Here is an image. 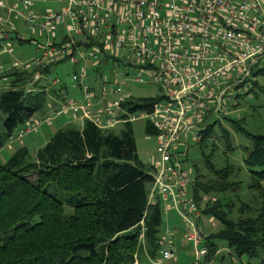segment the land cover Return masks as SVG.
Instances as JSON below:
<instances>
[{
    "label": "built area",
    "instance_id": "obj_1",
    "mask_svg": "<svg viewBox=\"0 0 264 264\" xmlns=\"http://www.w3.org/2000/svg\"><path fill=\"white\" fill-rule=\"evenodd\" d=\"M36 1L0 0V39L13 29L9 17L19 16L31 36L45 35L43 43L32 39L39 57L12 69L38 68L25 90L53 88L58 96L48 94L43 113L28 118L15 137L68 113L102 130L147 120L158 156L151 164L147 203H159L164 214L174 210L186 241L202 244L194 252L197 261L207 256L197 223L204 215L190 191L193 168L183 158L190 143L199 142L208 118L230 113L251 89L246 62L264 58V0H52L62 4L38 13ZM65 60L74 67L76 97L41 72ZM129 78L155 86L159 96L148 102L134 98L124 88ZM165 227L157 239L160 257L148 259L151 264L174 259L175 230Z\"/></svg>",
    "mask_w": 264,
    "mask_h": 264
},
{
    "label": "trees",
    "instance_id": "obj_2",
    "mask_svg": "<svg viewBox=\"0 0 264 264\" xmlns=\"http://www.w3.org/2000/svg\"><path fill=\"white\" fill-rule=\"evenodd\" d=\"M50 65L41 70L48 78ZM36 70L7 73L8 87L0 93V148L28 118L43 113L48 94L58 96L53 88L25 90ZM253 74H264V66ZM231 123L252 142L243 159L250 177L247 192L234 178L233 164L215 169L206 157L211 176L195 168L192 196L199 208L203 203L202 214L218 222L205 236L207 255L215 254L221 240L237 256L260 258L264 135L244 131L237 120ZM129 124L119 133L87 120L81 128L68 125L31 154L21 146L0 163V264H139L144 252L156 254L162 212L159 203H147L152 167L139 160ZM212 127L205 125L196 144ZM145 131L154 134L148 124Z\"/></svg>",
    "mask_w": 264,
    "mask_h": 264
},
{
    "label": "rangeland",
    "instance_id": "obj_3",
    "mask_svg": "<svg viewBox=\"0 0 264 264\" xmlns=\"http://www.w3.org/2000/svg\"><path fill=\"white\" fill-rule=\"evenodd\" d=\"M61 4L62 3L52 0H40L34 2L33 10L38 13L46 8H59ZM19 8L21 7L19 6ZM0 16H4L1 9ZM9 19L13 28L6 29L9 38L0 39V93L8 87L10 77L7 73L12 69V64L21 66L30 63L39 57L40 52L37 50V43L33 42L32 39L38 43H43L45 41V35L31 36L30 32L26 29L22 16H19L16 19L9 17ZM59 30L60 28L58 27L56 29L58 34ZM73 69V64L69 61L65 60L63 62H58L50 65L49 77L50 79L58 80L57 85L63 84L69 96L76 97L79 94L73 87L74 82L71 79ZM251 76V83L255 82V85H252V89L246 94H241L236 99L237 103L235 106H232L230 113L210 116L208 123H213L211 134L203 138L199 144L190 143L182 163L184 166H192L193 173L196 168L197 173L200 172L201 174H207L208 176H211V174L208 173L209 169L205 166L206 157H208L209 162L215 169H220L228 164H233L236 173L234 178L240 180V188L243 193L244 191L247 192V184L250 181L248 170L244 165L243 159L247 154V150L251 147L252 142L242 131L232 127L231 120H237L244 131L250 134L264 135V110L261 108V105L264 104V74L254 75L252 72ZM124 88L136 99L157 98L159 96V92L155 86L140 84L130 78L127 80V86H124ZM246 89L247 86L244 84L241 87V90L243 92ZM82 124L83 123L80 119H72L70 113H68L55 119H51L47 124L42 122L36 130L24 132L21 138L18 139L15 136L22 128V126H20L15 132H13L12 137H15V139L10 142H5L0 148V163H4L16 151V149L21 146H24L31 154L35 149L43 146L57 130L68 125L75 128H81ZM147 124V120L142 119L130 123L129 125L134 137L138 158L143 164L149 165L152 160H157L158 156L156 154L155 136L153 134H148L145 131ZM124 127L125 124L118 123L110 128V130L113 133H119ZM261 183L263 185L262 188L264 189V181ZM251 193L252 191H250V194ZM208 195L214 196L212 194ZM202 206L203 203L201 202L200 208H202ZM205 219L207 220L208 217L202 216L197 221L204 237L218 228L217 221L212 219L211 221L215 226L211 227L204 224ZM163 221L164 213H162L161 231L162 228L166 229ZM166 221L169 225L177 227L176 232L171 230V237L174 243V259L163 260L161 264H264V252L261 253L260 258H248L245 254L237 256L233 250L221 240H216L217 249L215 254H209L208 251L207 257L202 256L197 261L194 252L199 249L202 244L196 247L192 242L186 241L184 236H182L183 222L173 211L166 215ZM144 256L148 259L154 258L145 253ZM144 256L140 259L137 258V262L139 264H151L146 261ZM156 256L160 257L158 253Z\"/></svg>",
    "mask_w": 264,
    "mask_h": 264
},
{
    "label": "crops",
    "instance_id": "obj_4",
    "mask_svg": "<svg viewBox=\"0 0 264 264\" xmlns=\"http://www.w3.org/2000/svg\"><path fill=\"white\" fill-rule=\"evenodd\" d=\"M264 61V58H260V59H255V61L254 60H249L248 62H246V69H247V71H248V74H249V76H250V78L252 77L251 75H252V72H254L256 69H260L261 67H263L264 65H263V62ZM254 62V63H253ZM252 79V78H251ZM254 83V82H253ZM251 85H252V83H251ZM60 86V85H59ZM251 88H252V86H251ZM236 101H235V103L233 104L234 106L236 105ZM63 115H65V114H63ZM60 116V115H59ZM57 118V117H56ZM71 118L72 119H74L72 116H71ZM210 118V117H209ZM209 118H208V120H209ZM208 120H207V123H208ZM82 121V123H83V120H81ZM206 123V124H207ZM152 162H153V160L151 161V164H152ZM151 164H149L150 166H151ZM262 187H263V185H262ZM192 188H190V191H191V193H192V190H191ZM171 211H173L174 213H175V211L174 210H170V211H168L166 214H164V221H163V223H164V227L165 226H168V227H170V228H173L174 230H175V232L177 231V227L176 226H173V225H169L168 223H167V221H166V215L169 213V212H171ZM176 214V213H175ZM177 215V214H176ZM178 216V215H177ZM205 216V215H204ZM179 218V217H178ZM206 226H211L212 227V225H210V223H208V221L205 219V223H204ZM163 229V228H162ZM146 258V257H145ZM147 260H148V258H146ZM148 262H149V260H148ZM150 263V262H149Z\"/></svg>",
    "mask_w": 264,
    "mask_h": 264
},
{
    "label": "bare ground",
    "instance_id": "obj_5",
    "mask_svg": "<svg viewBox=\"0 0 264 264\" xmlns=\"http://www.w3.org/2000/svg\"><path fill=\"white\" fill-rule=\"evenodd\" d=\"M17 66V65H16ZM17 67H20V66H17Z\"/></svg>",
    "mask_w": 264,
    "mask_h": 264
}]
</instances>
